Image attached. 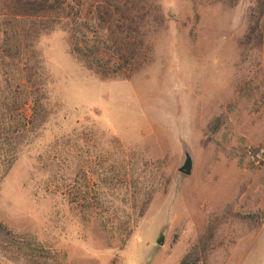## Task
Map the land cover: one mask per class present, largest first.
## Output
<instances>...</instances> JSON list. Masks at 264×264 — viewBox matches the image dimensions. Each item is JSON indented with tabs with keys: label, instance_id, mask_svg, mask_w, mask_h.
<instances>
[{
	"label": "rangeland",
	"instance_id": "374dc122",
	"mask_svg": "<svg viewBox=\"0 0 264 264\" xmlns=\"http://www.w3.org/2000/svg\"><path fill=\"white\" fill-rule=\"evenodd\" d=\"M92 1L77 27L0 18L48 97L0 176V222L46 264H264V0H121L133 64L110 76L71 52L77 28L118 56Z\"/></svg>",
	"mask_w": 264,
	"mask_h": 264
},
{
	"label": "trees",
	"instance_id": "16d2710c",
	"mask_svg": "<svg viewBox=\"0 0 264 264\" xmlns=\"http://www.w3.org/2000/svg\"><path fill=\"white\" fill-rule=\"evenodd\" d=\"M102 1L91 2L90 20L94 19L99 26L100 22H103V26L107 23V26L101 29L105 32L104 38L119 47L115 53L118 56L113 58L107 53L100 52L94 36L91 38L89 35L84 36L77 28H75L77 33H74L72 38L71 52L88 69L103 76H110L124 69V66L133 64L128 61V58H133L132 55L126 54L127 47L133 38L128 36V28H125L123 20H128V16L134 12L130 13L131 9H128V15L123 16L127 10H121L127 7L121 4V0H107L113 9L103 7ZM81 12V0H0V18L15 20L42 18L48 20L50 26L68 21L77 27L83 20ZM119 14H122V20L121 17L114 19ZM114 20L118 22L121 20L123 26L121 24L114 26ZM3 24L8 25L4 22ZM131 30L138 32V28ZM0 32L3 36L0 40L2 54L0 56V176H2L9 170L19 153L30 144V136L45 124L48 97L45 82L39 79L40 75L36 73L39 69L35 67V71L28 68L29 61L26 58L29 59V57H22V44L17 39L18 34L6 29ZM127 38H129L128 41ZM9 68L13 69L14 74H18L17 78L10 76ZM26 106L30 111L28 115L24 113ZM94 200L98 204L100 199L94 198ZM147 202L148 197H144L138 215L143 213ZM47 251L39 243L13 234L0 222V254L4 261L14 264H46ZM180 264H187L186 259H182Z\"/></svg>",
	"mask_w": 264,
	"mask_h": 264
},
{
	"label": "water",
	"instance_id": "95a60500",
	"mask_svg": "<svg viewBox=\"0 0 264 264\" xmlns=\"http://www.w3.org/2000/svg\"><path fill=\"white\" fill-rule=\"evenodd\" d=\"M193 169V158L191 153L188 151L187 148L183 149V155H182V159L180 162V165L178 166L177 170L184 174V175H190ZM165 232L166 229H162L157 238H156V243L163 245L164 244V238H165Z\"/></svg>",
	"mask_w": 264,
	"mask_h": 264
}]
</instances>
